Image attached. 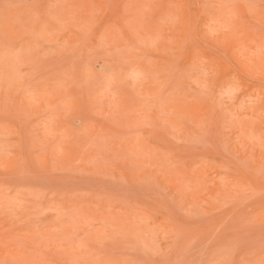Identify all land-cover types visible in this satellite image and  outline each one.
Returning a JSON list of instances; mask_svg holds the SVG:
<instances>
[{
  "label": "rangeland",
  "instance_id": "374dc122",
  "mask_svg": "<svg viewBox=\"0 0 264 264\" xmlns=\"http://www.w3.org/2000/svg\"><path fill=\"white\" fill-rule=\"evenodd\" d=\"M0 264H264V0H0Z\"/></svg>",
  "mask_w": 264,
  "mask_h": 264
}]
</instances>
